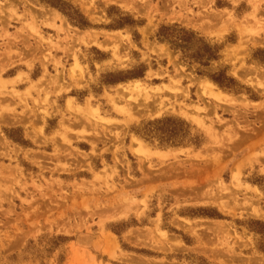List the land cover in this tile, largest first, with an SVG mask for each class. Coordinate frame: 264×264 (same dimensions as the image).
<instances>
[{
	"label": "rangeland",
	"instance_id": "obj_1",
	"mask_svg": "<svg viewBox=\"0 0 264 264\" xmlns=\"http://www.w3.org/2000/svg\"><path fill=\"white\" fill-rule=\"evenodd\" d=\"M62 1L89 26L0 0V264H264V0ZM173 25L219 60L159 43ZM164 118L182 146L138 135Z\"/></svg>",
	"mask_w": 264,
	"mask_h": 264
},
{
	"label": "trees",
	"instance_id": "obj_2",
	"mask_svg": "<svg viewBox=\"0 0 264 264\" xmlns=\"http://www.w3.org/2000/svg\"><path fill=\"white\" fill-rule=\"evenodd\" d=\"M39 1L43 5L59 10V12L66 16L69 22L75 26L79 28H86L89 26L83 17L76 10H73L74 8L64 3L62 0ZM67 10L72 14H68ZM131 23L133 24L132 21ZM155 38L159 43H165L171 49L179 51L182 54L183 60L190 65L206 67L210 62L219 60L220 48L217 46H210L203 38H200L194 32L177 25L160 26L155 33ZM259 53H261V51ZM258 61L264 64V59ZM207 76L210 81L223 92L239 93L241 91V87L232 79L227 78L222 72L214 75L207 74ZM122 80V78H119L116 80V83ZM185 126V123L181 120L164 118L146 123L139 129L138 135L148 140L156 139L159 145L162 146L179 147L183 145L184 139L187 136V132L183 130Z\"/></svg>",
	"mask_w": 264,
	"mask_h": 264
},
{
	"label": "bare ground",
	"instance_id": "obj_3",
	"mask_svg": "<svg viewBox=\"0 0 264 264\" xmlns=\"http://www.w3.org/2000/svg\"><path fill=\"white\" fill-rule=\"evenodd\" d=\"M87 4V3H86ZM89 5V4H88ZM85 7V5L83 6V8ZM86 8V7H85ZM84 8V9H85ZM90 8V7H89ZM94 9V8H93ZM93 9H90V10H92L93 11ZM258 9V8H257ZM88 10V9H87ZM86 9H85V11H86V13H93V12H91L90 10V12L89 11H87ZM84 11V10H83ZM54 15H56L57 16V14L56 13H53ZM92 15V14H91ZM59 16V15H58ZM57 16V17H58ZM263 17V16H262ZM52 18H53V16H52ZM260 19V18H259ZM55 20V19H54ZM246 20V19H245ZM259 21V20H258ZM246 22V21H245ZM255 22H257V20L255 21ZM243 32V31H242ZM259 42V41H258ZM241 44H242V42H241ZM243 45V44H242ZM241 47V46H240ZM242 51H244V50H242ZM247 51V50H246ZM245 51V52H246ZM245 52H242L243 54H245ZM247 52H249V51H247ZM246 52V54H248ZM247 70V69H246ZM73 71V70H72ZM243 72V71H242ZM241 73V72H240ZM244 73H246L245 75H244ZM247 74H249L248 76H251L250 75V73H247L246 71L245 72H243V76L245 77ZM261 75V74H260ZM70 79H71V81L73 82V83H75V84H80L81 83V75L80 74H75V72L73 73V72H71L70 73ZM233 76V75H232ZM242 76V77H243ZM243 77V78H244ZM253 77V76H252ZM252 77H251V79H252ZM257 77V76H256ZM263 77H264V75H263ZM254 81V80H253ZM252 82V81H251ZM260 84H261V82H260ZM206 86H207V88H206ZM206 86H205V88H204V91H208L209 92V88H210V90H211V88H212V86H214V85H212V83L211 82H206ZM263 88V87H262ZM213 91H211L210 93H212ZM215 92V91H214ZM213 92V99L214 100H217V101H219V100H221L222 98L224 99V98H228V96L226 95V94H223L221 91H218V92H216V93H214ZM129 117L131 118V115H129ZM178 120V119H177ZM200 122V121H199ZM201 123V122H200ZM144 153H146V154H148L144 149H141V150H137V151H134V155H136L137 157H140V156H142ZM155 155L157 156V158L158 159H160V160H164V159H167V158H169V157H171V156H169L170 155V153H161V152H157V153H155ZM192 190V189H191ZM188 192H189V190H188ZM190 193V192H189ZM194 193V192H193ZM192 193V194H193ZM231 194V193H230ZM194 195V194H193ZM196 196H197V194H195ZM231 196H232V194H231ZM200 197V196H199ZM199 197H197V198H199ZM196 198V197H195ZM230 198V197H229ZM234 198V197H233ZM217 201V200H216ZM233 201V200H232ZM231 201V202H232ZM220 205V204H219ZM223 205V204H222ZM227 205V204H226ZM129 205H127V207H128ZM224 206H222V209L224 210ZM129 209H130V207H129ZM225 209H228L229 210V208H228V206H227V208H225ZM130 211V210H129ZM127 213V212H126ZM144 221V220H143ZM152 223V222H151ZM160 223H161V221H160ZM155 230V229H154ZM153 230V231H154ZM157 230V229H156ZM187 230V229H186ZM191 231V230H190ZM187 232V231H186ZM159 237H161L160 235H159ZM160 240H162V238L160 239ZM107 241V240H106ZM163 241H165V240H163ZM108 242H110V241H108ZM108 242H106V243H108ZM162 242V241H161ZM164 244V243H163ZM148 245V244H147ZM107 246V245H106ZM109 246H111V245H109ZM151 246V245H150ZM165 246V245H164ZM106 249V248H105ZM109 249V248H108ZM113 249V248H112ZM164 249V248H163ZM167 249V248H166ZM109 250H111V249H109ZM109 250H107L108 252H109ZM110 253V252H109ZM233 261H235V259L233 260Z\"/></svg>",
	"mask_w": 264,
	"mask_h": 264
}]
</instances>
